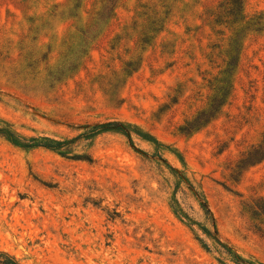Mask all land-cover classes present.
I'll use <instances>...</instances> for the list:
<instances>
[{"label":"rangeland","instance_id":"rangeland-1","mask_svg":"<svg viewBox=\"0 0 264 264\" xmlns=\"http://www.w3.org/2000/svg\"><path fill=\"white\" fill-rule=\"evenodd\" d=\"M232 1L0 0V125L65 140L120 121L158 143L107 131L64 154L0 135V251L244 264L207 226L264 264V0Z\"/></svg>","mask_w":264,"mask_h":264},{"label":"trees","instance_id":"trees-1","mask_svg":"<svg viewBox=\"0 0 264 264\" xmlns=\"http://www.w3.org/2000/svg\"><path fill=\"white\" fill-rule=\"evenodd\" d=\"M230 4H234V5L238 4V6H239L238 9H241V7H242V1L241 0H234ZM107 131H113V132H117V133H121V134L126 135L130 139L131 144L133 146H135V143L133 140V133L137 134L138 136L142 137L143 139H146L149 141L150 140L154 141L153 138L150 135H148L147 133L140 131L139 129H137L133 125L124 124L120 121H110L107 123L94 125L92 127H89V130L85 132V135H83L84 134L83 133L80 136L75 137L73 139H65V140H57V139H52L49 137H43L40 140L37 138H32L29 140L21 139L20 136L14 130H12L10 127L0 125V135L4 136L6 139H8L9 141H11L17 145H20V146L26 147V148L44 146V147H47V148H50L53 150L60 151L61 153H64V154L68 153V151H67L68 147L72 143H74L79 137H82V136L85 137L86 136V139H91V138H94L95 136H97L98 134L103 133V132H107ZM155 143L158 144L157 141ZM157 153L160 154V152H157ZM76 156H77V158H89V160H91V157H81V155H76ZM159 156H160V158H162L161 155H159ZM202 206L205 209L206 213L210 214L207 205L205 203H203ZM173 209L178 216H180L181 218H184V217L187 218V220L189 221V224H193V220L191 219V217H189V215L187 213H183V214L181 213V212H183V209L180 207V205L178 203L176 206H173ZM213 224L215 226L214 220H213ZM203 230L211 238H213L218 244H220L227 252H229L233 256V260L235 262H237V263L242 262L244 264H253V263L246 262L244 259L239 257L237 254L233 253L231 251V249H229V247L224 245L217 237L214 236L213 231L211 229H209L207 226H203ZM215 232L217 233V230ZM0 264H20V263L18 260L15 259V257L9 255L7 252L0 251Z\"/></svg>","mask_w":264,"mask_h":264}]
</instances>
